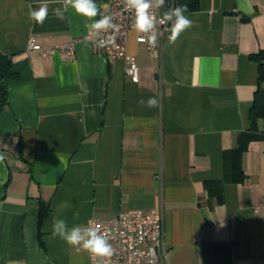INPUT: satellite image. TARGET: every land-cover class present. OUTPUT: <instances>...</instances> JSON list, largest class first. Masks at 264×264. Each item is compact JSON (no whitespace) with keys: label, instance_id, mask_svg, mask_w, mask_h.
I'll return each mask as SVG.
<instances>
[{"label":"crops","instance_id":"crops-1","mask_svg":"<svg viewBox=\"0 0 264 264\" xmlns=\"http://www.w3.org/2000/svg\"><path fill=\"white\" fill-rule=\"evenodd\" d=\"M41 2L0 0V52L17 73L0 110V264H93L52 237L53 221L72 227L135 209L161 214L163 264H264V119L243 151V180L224 182L221 203L204 187L224 181L222 156L252 131L249 112L261 103L252 57L264 52V0H199L185 13L191 28L174 44L164 33L159 61L131 28L137 82L123 60L84 41L72 55L29 50L31 39L67 45L91 22L71 10L59 20L61 5L50 4L36 25L29 5ZM150 97L158 107L138 103ZM40 205L49 211L39 237Z\"/></svg>","mask_w":264,"mask_h":264},{"label":"clouds","instance_id":"clouds-1","mask_svg":"<svg viewBox=\"0 0 264 264\" xmlns=\"http://www.w3.org/2000/svg\"><path fill=\"white\" fill-rule=\"evenodd\" d=\"M59 4L60 7L53 9V14L59 20H65V13L71 10L76 15L84 17L91 21L85 25L87 29L86 41L95 44L96 47L105 48L115 45L116 36L114 34L104 35L111 30L113 33L118 32L119 28L113 22L112 15L101 12L95 0H42L41 3L34 8L29 5V19L36 25L43 26L49 15V5ZM165 0H124V7L134 16V29L143 34L144 39L149 47L154 48L159 39L157 25H170L166 30L170 33L168 42L174 44L180 35L192 27L193 21L185 15L187 12L186 5H179L173 9L164 11L160 18L153 11L163 8ZM238 7L246 10V6L240 3ZM85 94L87 88L85 87ZM140 105L148 108H156L159 106V100L156 97H150L146 101L142 98L138 101ZM4 157L0 155V161ZM91 162V161H86ZM76 216L79 214L76 213ZM53 238H61L67 245L75 248L77 251H85L95 261L101 262L109 260L114 255V249L109 242V233L101 231L99 225H93L88 221L84 225L68 226L65 219L57 218L52 223Z\"/></svg>","mask_w":264,"mask_h":264},{"label":"built area","instance_id":"built-area-1","mask_svg":"<svg viewBox=\"0 0 264 264\" xmlns=\"http://www.w3.org/2000/svg\"><path fill=\"white\" fill-rule=\"evenodd\" d=\"M107 5V9L101 11L104 14L112 15L114 23L119 28L118 32L113 33L109 30L104 35L114 34L116 36L115 45L105 48L96 47L94 43L85 40V36L73 39L67 45H58L47 49H41L31 39L27 48L34 50L41 56H50L55 52L66 53L72 55L75 45L78 42H87L92 47L98 48L102 55L107 59H121L124 61L125 74L130 77L132 82L138 81V67L134 56L127 53L126 44L128 32L134 28V16L124 7V0H103ZM174 0H165L163 8L153 11L160 18L164 11L175 8ZM170 25H157L159 39L156 47L151 48L147 42L142 39L143 34L139 33L138 40L145 45V48L154 61H159L161 57V47L166 28ZM264 197V196H262ZM264 202V198H262ZM93 225H99L100 230L109 233V242L114 249V255L106 261L93 260V264H163L164 256L163 243V219L159 212L155 210H128L120 212L115 216L107 219L90 218ZM87 221V222H88ZM164 258H166L164 256ZM167 264V263H166Z\"/></svg>","mask_w":264,"mask_h":264},{"label":"trees","instance_id":"trees-1","mask_svg":"<svg viewBox=\"0 0 264 264\" xmlns=\"http://www.w3.org/2000/svg\"><path fill=\"white\" fill-rule=\"evenodd\" d=\"M176 7L186 5L187 12H194L199 8V0H174ZM252 59L258 66V80L264 82V52H259ZM17 78V73L12 69L11 56L0 52V110L8 104V81ZM256 102H261L259 106L256 103L250 109L249 115L252 123V131L241 132L237 135L235 146L224 153V181H208L204 187L209 196L215 198L217 203L223 201L224 182H241L244 174L241 168V157L249 141L257 136L254 133L257 119H264V89H259L255 95ZM49 208L45 205L39 206L37 229L40 237V224L43 218L48 214Z\"/></svg>","mask_w":264,"mask_h":264}]
</instances>
